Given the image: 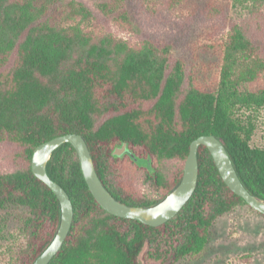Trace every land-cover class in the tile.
I'll use <instances>...</instances> for the list:
<instances>
[{
    "label": "trees",
    "instance_id": "16d2710c",
    "mask_svg": "<svg viewBox=\"0 0 264 264\" xmlns=\"http://www.w3.org/2000/svg\"><path fill=\"white\" fill-rule=\"evenodd\" d=\"M107 20L137 34L129 0H95ZM191 4L193 16L225 17L224 0ZM80 0H0V144L13 168L0 171V210L19 213L23 241L6 264H33L53 239L60 203L32 171L35 148L68 133L83 135L95 169L113 196L131 205L161 201L181 180L193 140H222L245 187L264 199V147L252 146L255 124L240 110L264 106V6L204 42L202 58L176 54L170 42H131L97 27ZM207 48L214 50V58ZM125 141L150 155L155 172L111 151ZM197 188L159 226L122 218L97 202L73 145L56 148L47 173L70 195L72 227L49 264H178L202 255L217 219L249 206L223 180L209 149H198ZM249 208L253 209L251 206ZM255 210V209H254ZM258 214H264L255 210Z\"/></svg>",
    "mask_w": 264,
    "mask_h": 264
},
{
    "label": "rangeland",
    "instance_id": "374dc122",
    "mask_svg": "<svg viewBox=\"0 0 264 264\" xmlns=\"http://www.w3.org/2000/svg\"><path fill=\"white\" fill-rule=\"evenodd\" d=\"M80 1L93 10L96 16L94 24L97 27L111 30L131 42H137L142 37L170 42L176 54L193 59L202 58L201 51L205 50L202 44L209 43L210 35L216 27V36H220L228 29L231 21L248 14L249 6L258 1L264 6V0H224L229 5L225 17L212 19L200 12L189 16L194 7L191 4L181 3L173 6L164 1H157L156 4L147 5L141 0H129L130 13L142 29V34H137L102 16L95 0ZM207 51L208 55L214 58V50L207 48ZM262 82L264 84V80ZM240 114L255 124L251 145L264 147V106L244 108L240 110ZM10 149L12 150L10 145L0 144V171L13 168ZM20 226L18 212L0 210V264H6L11 252L23 241ZM178 264H264V216L247 205L226 213L219 217L211 228L205 252L198 257L182 259Z\"/></svg>",
    "mask_w": 264,
    "mask_h": 264
},
{
    "label": "water",
    "instance_id": "95a60500",
    "mask_svg": "<svg viewBox=\"0 0 264 264\" xmlns=\"http://www.w3.org/2000/svg\"><path fill=\"white\" fill-rule=\"evenodd\" d=\"M69 142L75 148L84 178L97 202L109 213L141 221L151 226H159L176 216L194 194L199 177L198 149L206 146L215 164L229 188L242 197L253 209L264 214V199L252 194L242 183L228 150L221 139L214 134L201 135L192 141L190 151L184 164L183 174L179 183L161 201L151 206L131 205L116 199L105 187L95 169L91 151L86 139L81 134L68 133L57 136L38 145L32 156V171L57 196L61 215L58 229L48 246L38 255L33 264H49L62 248L72 227L74 206L70 195L47 173V163L53 151L63 143ZM113 158L129 156L137 165L146 167L151 174L155 172L150 155L140 156L128 142L116 144L111 151Z\"/></svg>",
    "mask_w": 264,
    "mask_h": 264
}]
</instances>
